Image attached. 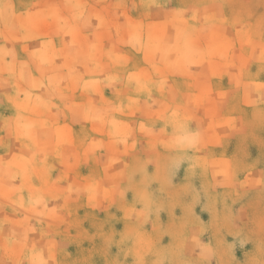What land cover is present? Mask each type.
I'll return each instance as SVG.
<instances>
[{
	"label": "rangeland",
	"instance_id": "374dc122",
	"mask_svg": "<svg viewBox=\"0 0 264 264\" xmlns=\"http://www.w3.org/2000/svg\"><path fill=\"white\" fill-rule=\"evenodd\" d=\"M0 264H264V0H0Z\"/></svg>",
	"mask_w": 264,
	"mask_h": 264
}]
</instances>
